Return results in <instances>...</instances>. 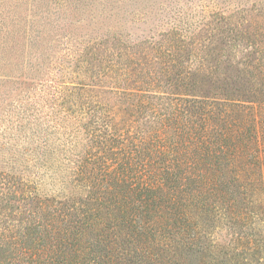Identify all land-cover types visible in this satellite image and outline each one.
Instances as JSON below:
<instances>
[{
    "label": "rangeland",
    "instance_id": "1",
    "mask_svg": "<svg viewBox=\"0 0 264 264\" xmlns=\"http://www.w3.org/2000/svg\"><path fill=\"white\" fill-rule=\"evenodd\" d=\"M142 41L144 48L135 50ZM159 41L170 55L154 48ZM0 49L10 57L11 75L21 71L2 84L6 98L0 97V119L40 83L77 84L91 72L102 74L106 63L136 53L144 69H154L162 80L175 77V70L189 75L188 97L203 110L213 108L215 128L233 124L232 160L218 157V169L204 162L209 189L198 202L183 195L182 221L176 214L173 222L175 209L164 200L161 213L147 223L153 227L144 231L149 238L154 233L149 241L128 236L125 226L106 233L105 225L119 221L128 209L103 206L93 196L84 204L92 217L77 254L70 244L63 246L72 263L95 264L89 248L98 243L116 264H264V0H0ZM106 83L96 82L92 100L106 101ZM237 127L246 137L239 138ZM8 132L3 118L0 145ZM2 150L0 157L8 149ZM54 157L50 167L36 169L34 189L40 197L62 201L60 177L66 169L60 154ZM73 181L63 195L70 193L75 205H83L87 186ZM161 190L174 192L166 185Z\"/></svg>",
    "mask_w": 264,
    "mask_h": 264
},
{
    "label": "trees",
    "instance_id": "2",
    "mask_svg": "<svg viewBox=\"0 0 264 264\" xmlns=\"http://www.w3.org/2000/svg\"><path fill=\"white\" fill-rule=\"evenodd\" d=\"M145 43L136 42L135 50L143 49ZM153 46L160 54L170 55L161 41ZM0 62L3 101L2 84L21 71L11 75L10 57L2 49ZM143 64L135 53L122 62L106 63L102 74L91 72L77 80L78 85L40 83L39 89L6 110L0 119L5 118L9 128L0 145V152L8 149L0 157V264H76L63 246L70 244L73 255L77 254L92 217L84 204L93 196L105 202L103 206L128 209L122 210L119 221L105 225L106 233L121 232L125 226L128 236L147 242L154 233L149 238L144 231L153 227L147 223L161 213V202L170 200L169 206L175 209L173 222L182 221L183 195L198 202L209 189L211 179L204 162L218 169V157L226 163L232 160L228 154L233 155L235 149L233 124L215 128L213 108L203 110L188 97L189 75L179 76L175 70V77L162 80ZM56 78L61 81L63 74ZM101 81L111 84L102 86L109 95L105 102L91 99L94 85ZM115 96L117 102L111 104ZM237 128L239 138L246 137ZM47 135L56 137L48 141ZM59 136L63 138L58 141ZM59 154L66 169L60 177L62 201L40 197L34 189L36 169L50 167ZM73 180L87 186L83 205H75L72 194L63 195L68 186H74ZM165 185L174 192L162 191ZM89 251L95 252V264H116L112 253L98 243Z\"/></svg>",
    "mask_w": 264,
    "mask_h": 264
}]
</instances>
